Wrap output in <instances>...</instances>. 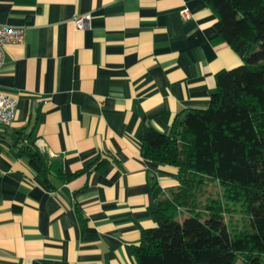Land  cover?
<instances>
[{
    "label": "crops",
    "instance_id": "crops-1",
    "mask_svg": "<svg viewBox=\"0 0 264 264\" xmlns=\"http://www.w3.org/2000/svg\"><path fill=\"white\" fill-rule=\"evenodd\" d=\"M216 20L205 0H0V25L25 29L0 64L17 100L0 125V264L135 263L178 186L176 166L142 156L143 133L208 107L215 74L242 64ZM21 134L61 164L53 186L19 154Z\"/></svg>",
    "mask_w": 264,
    "mask_h": 264
},
{
    "label": "trees",
    "instance_id": "trees-1",
    "mask_svg": "<svg viewBox=\"0 0 264 264\" xmlns=\"http://www.w3.org/2000/svg\"><path fill=\"white\" fill-rule=\"evenodd\" d=\"M217 16V38L242 64L215 74L208 107L178 115L168 134L147 129L144 158L178 168V186L159 199L155 226L133 248L134 264H264V0H205ZM19 154L44 182L61 172L34 144L18 138ZM98 160L85 170L99 168ZM217 184L222 196L206 193ZM239 205L245 223L226 215Z\"/></svg>",
    "mask_w": 264,
    "mask_h": 264
},
{
    "label": "built area",
    "instance_id": "built-area-1",
    "mask_svg": "<svg viewBox=\"0 0 264 264\" xmlns=\"http://www.w3.org/2000/svg\"><path fill=\"white\" fill-rule=\"evenodd\" d=\"M184 18L189 17V12L186 9L181 10ZM76 28H85L90 23V15H76L73 19ZM25 35L23 27H14L8 25H0V64L4 58V45L6 43L22 42ZM17 100L14 96L6 93L0 88V125L9 126L13 123L16 116Z\"/></svg>",
    "mask_w": 264,
    "mask_h": 264
},
{
    "label": "rangeland",
    "instance_id": "rangeland-1",
    "mask_svg": "<svg viewBox=\"0 0 264 264\" xmlns=\"http://www.w3.org/2000/svg\"><path fill=\"white\" fill-rule=\"evenodd\" d=\"M206 193L218 198L222 196V189L219 185L210 183L206 186ZM229 206L234 209V211L226 215L229 227L232 229L241 228V226L245 223V218L240 206L232 204H229ZM238 264H242L241 260H238Z\"/></svg>",
    "mask_w": 264,
    "mask_h": 264
}]
</instances>
